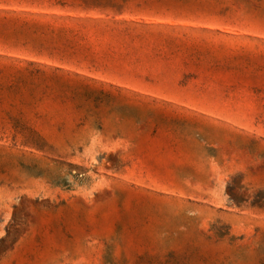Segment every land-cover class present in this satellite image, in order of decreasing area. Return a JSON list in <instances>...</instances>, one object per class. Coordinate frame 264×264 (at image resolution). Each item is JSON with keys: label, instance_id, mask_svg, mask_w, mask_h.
<instances>
[{"label": "rangeland", "instance_id": "obj_1", "mask_svg": "<svg viewBox=\"0 0 264 264\" xmlns=\"http://www.w3.org/2000/svg\"><path fill=\"white\" fill-rule=\"evenodd\" d=\"M0 264H264V0H0Z\"/></svg>", "mask_w": 264, "mask_h": 264}]
</instances>
